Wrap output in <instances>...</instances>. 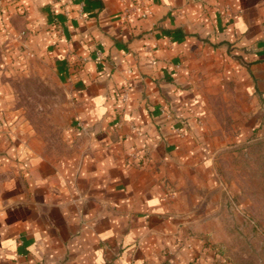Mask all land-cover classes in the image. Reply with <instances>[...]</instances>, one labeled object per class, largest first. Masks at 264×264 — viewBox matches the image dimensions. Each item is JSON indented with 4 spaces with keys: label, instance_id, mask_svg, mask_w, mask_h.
Wrapping results in <instances>:
<instances>
[{
    "label": "crops",
    "instance_id": "0c3cea01",
    "mask_svg": "<svg viewBox=\"0 0 264 264\" xmlns=\"http://www.w3.org/2000/svg\"><path fill=\"white\" fill-rule=\"evenodd\" d=\"M200 55L264 135V0H0V264H188L221 231L215 152L182 97ZM39 57L78 107L58 160L1 128L4 77Z\"/></svg>",
    "mask_w": 264,
    "mask_h": 264
},
{
    "label": "rangeland",
    "instance_id": "374dc122",
    "mask_svg": "<svg viewBox=\"0 0 264 264\" xmlns=\"http://www.w3.org/2000/svg\"><path fill=\"white\" fill-rule=\"evenodd\" d=\"M193 63L199 73L183 82L182 97L189 105L186 110L196 118L192 125L188 123L195 143L209 142L215 152L221 231L200 235L202 245L191 244L188 249L193 255L188 253L189 258L182 252V259L188 264H264V135L253 130L255 105L244 85L226 81L222 73L218 81L208 76L217 67L222 70L217 62L210 66L200 55ZM4 82L9 101L7 123L1 128L8 141L31 147L44 157H64L69 149L67 130L76 121L78 107L51 63L43 57L30 60L25 71L8 74Z\"/></svg>",
    "mask_w": 264,
    "mask_h": 264
},
{
    "label": "built area",
    "instance_id": "2783aa9c",
    "mask_svg": "<svg viewBox=\"0 0 264 264\" xmlns=\"http://www.w3.org/2000/svg\"><path fill=\"white\" fill-rule=\"evenodd\" d=\"M64 0H52V9H55V4H57V2H62ZM79 13L82 12V7L78 10ZM67 14V12H66ZM54 32L57 36H60L62 34V27H61V24L60 22H56V26L54 28ZM121 98L123 101H125L127 99V91L124 90L123 94L121 95ZM162 112H165L163 109H162Z\"/></svg>",
    "mask_w": 264,
    "mask_h": 264
}]
</instances>
